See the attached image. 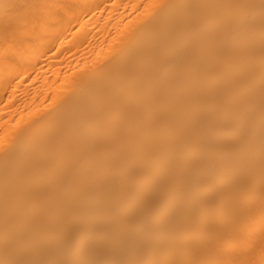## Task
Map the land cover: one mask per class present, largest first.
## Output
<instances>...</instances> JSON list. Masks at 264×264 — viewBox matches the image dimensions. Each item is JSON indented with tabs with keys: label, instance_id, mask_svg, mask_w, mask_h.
<instances>
[{
	"label": "bare ground",
	"instance_id": "1",
	"mask_svg": "<svg viewBox=\"0 0 264 264\" xmlns=\"http://www.w3.org/2000/svg\"><path fill=\"white\" fill-rule=\"evenodd\" d=\"M0 264H264V0H0Z\"/></svg>",
	"mask_w": 264,
	"mask_h": 264
}]
</instances>
